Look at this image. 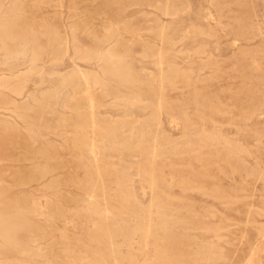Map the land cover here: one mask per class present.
Listing matches in <instances>:
<instances>
[{"label":"rangeland","instance_id":"rangeland-1","mask_svg":"<svg viewBox=\"0 0 264 264\" xmlns=\"http://www.w3.org/2000/svg\"><path fill=\"white\" fill-rule=\"evenodd\" d=\"M0 47V264H264V0H0Z\"/></svg>","mask_w":264,"mask_h":264},{"label":"bare ground","instance_id":"bare-ground-1","mask_svg":"<svg viewBox=\"0 0 264 264\" xmlns=\"http://www.w3.org/2000/svg\"><path fill=\"white\" fill-rule=\"evenodd\" d=\"M13 1V0H12ZM14 3H15V0H14ZM206 12V11H205ZM208 12V11H207ZM4 14V13H3ZM9 14H11V13H9ZM164 14H166V15H168V14H171V12L168 10V9H166L165 11H164ZM214 19V18H213ZM208 20V19H207ZM192 22V21H191ZM10 24V23H9ZM192 24V23H191ZM195 25V24H194ZM102 29H105V28H102ZM163 29V28H162ZM200 29V28H199ZM160 30V29H159ZM198 30V29H197ZM32 32V31H31ZM106 32V31H105ZM82 33V32H81ZM11 35V34H10ZM33 34H31V36H32ZM121 35V34H120ZM71 36V35H70ZM119 36V35H118ZM159 37V36H158ZM237 41V40H236ZM74 42V41H73ZM2 43V42H1ZM32 43V42H31ZM4 45V44H3ZM20 46V45H19ZM110 46H112V45H110ZM74 47V46H73ZM72 47V48H73ZM108 47V46H107ZM1 48H3V47H0V49ZM75 48V47H74ZM76 49V48H75ZM74 49V50H75ZM79 49V52H80V50H81V48H78ZM77 49V50H78ZM2 50V49H1ZM0 50V51H1ZM101 50V49H100ZM217 50V49H216ZM3 52H4V50H2ZM32 51V50H31ZM86 51V50H85ZM89 51V50H88ZM123 51V50H122ZM76 51H73V53H75ZM78 52V53H79ZM90 52H92V51H90ZM33 53V52H32ZM88 53V52H87ZM164 53V52H163ZM200 53V52H199ZM83 54V53H82ZM94 54V56L95 57H97V59L99 58L101 61H102V63L103 64H105V63H111V66H110V68H104V66L103 67H101L100 66V68L101 69H99V70H102V72L103 73H111V74H115V75H118L119 74V71H118V68H119V66L121 65V63H122V56L116 51V50H113V48H105V50H103V51H101V52H94L93 53ZM166 54V53H165ZM201 54V53H200ZM6 55V54H5ZM32 55H34V54H32ZM77 55V54H76ZM211 55V54H210ZM198 56V55H197ZM200 56H202V55H200ZM22 57V56H21ZM34 57V56H33ZM33 57H32V59H33ZM72 57V56H71ZM94 57V58H95ZM193 57V56H192ZM31 59V60H32ZM72 59V58H71ZM77 59H79V58H77ZM83 59V58H82ZM82 59L81 60H79V61H82ZM90 59V58H89ZM30 60V61H31ZM86 60V59H85ZM88 60V59H87ZM95 60V59H94ZM84 61V60H83ZM91 61V60H90ZM32 62H33V60H32ZM4 63V62H3ZM130 63V62H129ZM194 63V62H193ZM174 66V65H173ZM29 67V66H28ZM128 67V66H127ZM97 68H98V66H97ZM129 68H130V65H129ZM169 68V67H168ZM260 68V67H259ZM177 69V68H176ZM73 70V69H72ZM129 70V69H128ZM179 71V70H178ZM79 72V71H78ZM82 72H83V70H82ZM69 73V72H68ZM72 73H74V71L72 72ZM176 73V72H175ZM180 73H181V71H180ZM29 74V73H28ZM96 74V73H95ZM130 74V73H129ZM4 75V74H3ZM52 75V74H51ZM58 75V74H57ZM81 75V74H80ZM180 75V74H179ZM28 76V75H27ZM27 76H25V77H27ZM60 76V75H59ZM104 76V75H103ZM95 77V76H94ZM158 77V76H157ZM156 77V78H157ZM167 77V76H166ZM188 77H190V76H188ZM83 78V77H82ZM121 78V77H120ZM168 78V77H167ZM182 78V77H181ZM62 79V78H61ZM96 79H98V78H96ZM79 80V79H78ZM84 80H87V77H84ZM156 80V79H155ZM159 80V79H158ZM186 80V79H185ZM198 80V79H197ZM69 81V80H68ZM19 82V81H18ZM85 82H87V81H85ZM171 82V81H170ZM174 82V81H173ZM24 83V82H23ZM157 83V82H156ZM175 83V82H174ZM178 83V82H177ZM186 83H187V80H186ZM5 84H6V81L5 82H2L1 83V86H5ZM86 84V83H85ZM109 84V83H108ZM57 86V85H56ZM85 87H87L86 85H85ZM174 87V86H173ZM189 87V86H188ZM20 88H21V86L19 85V84H16L15 86H13V87H11L10 88V90L13 92V93H15V94H20ZM6 89V88H5ZM52 89V88H51ZM80 89H81V86H80ZM79 89V90H80ZM105 89V88H104ZM193 89H194V87H193ZM7 91H8V89H6ZM22 90H24V89H22ZM49 90V89H48ZM178 90V89H177ZM54 91V90H53ZM82 92V91H81ZM86 92H87V90H86ZM21 93H22V91H21ZM43 93V92H42ZM46 93H47V91H46ZM39 94V93H38ZM85 94V93H84ZM88 94H89V90H88ZM13 95V94H12ZM28 95V94H27ZM41 95V94H40ZM40 95H39V97H40ZM43 95V94H42ZM60 95H61V93H60ZM66 95V94H65ZM90 95V94H89ZM88 95V96H89ZM20 96V95H19ZM29 96V95H28ZM44 96H45V93H44ZM33 97V96H32ZM90 97V96H89ZM35 97H33V99H34ZM68 98H69V96H68ZM108 98V97H107ZM41 99V98H40ZM195 99V98H194ZM27 100V99H26ZM72 100V99H71ZM75 100V99H74ZM91 100V99H90ZM95 100V99H94ZM34 101V100H33ZM36 101H38L37 100V98H36ZM69 101V100H68ZM75 101H77V99L75 100ZM97 101V99L95 100V102ZM102 101H103V99H102ZM27 102V101H26ZM32 102V101H31ZM99 102V101H98ZM36 103H38V102H35V104ZM74 103V102H73ZM141 104V103H140ZM29 105V104H28ZM101 105V104H100ZM21 106V105H20ZM65 106V105H64ZM102 106V105H101ZM111 106V105H110ZM7 107V106H6ZM59 107V106H58ZM92 107V106H91ZM91 107H89V108H91ZM97 107H98V105H97ZM100 107V106H99ZM98 107V108H99ZM126 107V106H125ZM148 107V106H147ZM29 108V107H28ZM32 108V107H31ZM30 108V109H31ZM54 108V107H53ZM96 108V107H95ZM16 109V108H15ZM97 109V108H96ZM145 109V108H144ZM183 109V108H182ZM25 110H27V109H25ZM146 111V110H145ZM158 111V110H157ZM196 111V110H195ZM98 112V111H97ZM125 112V111H124ZM194 112V111H193ZM209 112V111H208ZM252 112V111H251ZM144 113V112H143ZM195 113V112H194ZM249 113H250V110H249ZM15 114V113H14ZM91 114V113H90ZM98 114H99V112H98ZM97 114V115H98ZM185 114V113H184ZM187 114V113H186ZM210 114V113H209ZM218 114V113H217ZM17 115V114H16ZM23 115V114H22ZM92 115V114H91ZM91 115H90V117H91ZM166 116V115H165ZM169 116V115H168ZM250 116H252L251 114H250ZM264 116V115H263ZM262 116V117H263ZM169 117H171V116H169ZM174 117V116H173ZM185 117V116H184ZM187 117H188V114H187ZM20 118V117H19ZM65 118V117H64ZM175 118V117H174ZM61 119V118H60ZM156 119H157V121H158V117L156 116ZM172 119V118H171ZM20 120V119H19ZM22 120V119H21ZM139 120V119H138ZM140 120H142V119H140ZM174 120V119H173ZM200 120V119H199ZM210 120V119H209ZM175 121H177V120H175ZM91 122H93V121H91ZM112 123H114V122H112ZM177 123H178V121H177ZM4 124V123H3ZM8 124H10V123H8ZM23 124V123H22ZM6 125V124H5ZM94 125V124H93ZM105 125V124H104ZM222 125V124H221ZM225 125V124H224ZM17 126V125H16ZM14 127V126H13ZM105 127V126H104ZM196 127V126H195ZM97 128V127H96ZM116 128V127H115ZM197 128H198V126H197ZM203 128V127H202ZM217 128V127H216ZM216 128H215V130H216ZM16 129V128H15ZM92 129V128H91ZM94 129V128H93ZM103 130H104V128H102ZM101 129V130H102ZM147 129V128H146ZM112 130V129H111ZM157 131V130H156ZM98 132H99V130H98ZM104 132V131H103ZM197 132H199V131H197ZM200 132H201V130H200ZM146 133V132H145ZM206 133V132H205ZM219 133V132H218ZM71 135V134H70ZM101 135V134H100ZM147 135V134H146ZM195 135H196V133H195ZM194 135V136H195ZM220 135V134H219ZM141 136V135H140ZM158 136V135H157ZM104 137V136H103ZM106 138V137H105ZM141 138V137H140ZM107 139V138H106ZM157 139V138H156ZM140 140V139H139ZM78 143L80 144V145H82V146H87L90 150H91V152H93L94 150H96V149H98V144L96 143V141L92 138V137H87V136H83V137H81L79 140H78ZM119 143V145H120V143L121 142H116V143H114V144H118ZM236 143V142H235ZM228 144V147L229 146H232V144L231 143H227ZM26 146V145H25ZM27 146H28V144H27ZM235 146V145H234ZM233 146V147H234ZM116 147V146H115ZM124 147V146H123ZM129 147V146H128ZM139 147V146H138ZM236 147H237V145H236ZM108 148V147H107ZM99 149H101V148H99ZM106 148H104V150H105ZM114 149H116V148H114ZM191 149V148H190ZM53 150V149H52ZM107 150V149H106ZM125 150V149H124ZM148 151V150H147ZM96 152H97V150H96ZM100 152H103V151H100ZM238 152V151H237ZM98 153V152H97ZM101 155V154H100ZM195 155V154H194ZM198 155V154H197ZM34 160V159H33ZM46 166V165H45ZM62 166V165H61ZM107 167H108V165H107ZM129 167V166H128ZM205 167V166H204ZM57 168V167H56ZM46 169V168H45ZM48 170V169H47ZM138 170V169H137ZM141 170V169H140ZM14 172H16V170L14 171ZM22 171H20V173H21ZM14 174V173H13ZM16 174V173H15ZM14 174V175H15ZM24 174V173H23ZM21 175H22V173H21ZM129 175V174H128ZM23 176V175H22ZM138 176V175H137ZM18 177V176H17ZM29 177V176H28ZM54 177V176H53ZM22 178V177H21ZM26 179H27V177H25ZM46 178V177H45ZM148 178H149V176H148ZM17 179H19V178H17ZM24 179V178H23ZM37 179V178H36ZM101 179V178H100ZM30 180H32V179H30ZM120 180V179H119ZM20 181V180H19ZM25 181V180H24ZM23 180H22V184H24L25 182H24ZM152 182H154V181H152ZM142 183V182H141ZM151 184V183H150ZM117 185H119V184H117ZM103 186V185H102ZM149 186V185H148ZM151 187V186H150ZM2 188H4V187H2ZM1 188V189H2ZM149 188V187H148ZM103 190V189H102ZM148 190V189H147ZM204 190V189H203ZM131 191V190H130ZM152 194V193H151ZM122 195H123V200H129V198H130V196H131V193L130 192H128V191H125L124 193H123V191H122ZM41 197V196H40ZM94 198V195L93 194H90L89 195V199H88V202L86 203V206L84 207V210L86 211V213L87 214H99V213H101V214H107V210L105 209L104 211H102V212H100V211H98L97 210V205H95L91 200ZM168 198V197H167ZM183 198V197H182ZM236 198V197H235ZM3 200V199H2ZM52 201V200H51ZM135 201V200H134ZM133 201V202H134ZM150 202V201H149ZM125 203V202H124ZM4 205V204H3ZM128 205V204H127ZM188 205V204H187ZM48 206V205H47ZM150 207V206H149ZM174 208V207H173ZM57 209V208H56ZM55 209V210H56ZM54 210V209H53ZM54 212H57V211H54ZM149 212V211H148ZM34 213V212H33ZM52 213V212H51ZM16 214V213H15ZM58 214V213H57ZM151 214V213H150ZM182 214V213H181ZM191 214H193V213H191ZM42 215V214H41ZM45 215H47V214H45ZM144 215V214H143ZM159 215V214H158ZM40 216V215H39ZM43 216V215H42ZM41 216V217H42ZM37 217V216H36ZM149 217V216H148ZM170 217V216H169ZM171 217H173V216H171ZM48 218V217H47ZM22 219V218H21ZM54 219V218H53ZM56 219V218H55ZM143 219V218H142ZM49 220H50V218H49ZM49 220H47L48 222H49ZM156 220V219H155ZM172 220V219H171ZM44 222H46V221H44ZM151 222V221H150ZM237 223V222H236ZM11 224V223H10ZM50 224V223H49ZM183 224V223H182ZM51 225V224H50ZM173 225V224H172ZM135 227V226H134ZM30 228V227H29ZM134 229V228H133ZM4 230V229H3ZM134 230H136V229H134ZM147 230L148 229H146V232H147ZM1 231V230H0ZM131 231H133V230H131ZM143 231V230H142ZM211 231V230H210ZM164 232V231H163ZM5 233V232H4ZM2 234V233H1ZM37 234V233H36ZM4 235V234H3ZM2 235V236H3ZM1 236V235H0ZM6 236H8V235H6ZM54 236V235H53ZM133 237H135V236H133ZM1 238V237H0ZM6 238V237H5ZM35 238V237H34ZM37 238V237H36ZM48 238V237H47ZM2 239V238H1ZM43 239V238H42ZM4 240V239H3ZM6 240V239H5ZM12 240V239H11ZM37 240V239H36ZM2 241V240H1ZM13 241V240H12ZM131 242V241H130ZM157 243V242H156ZM1 245V244H0ZM112 245V244H111ZM168 245V244H167ZM262 247V246H261ZM149 248H151V246H149ZM152 248H154L153 246H152ZM59 249V248H58ZM211 250V249H210ZM113 251V250H112ZM252 251V250H251ZM155 252V251H154ZM40 253H41V251H40ZM57 253V252H56ZM115 253V252H114ZM156 253V252H155ZM252 253V252H251ZM112 254V253H111ZM140 254V253H139ZM186 254V253H185ZM195 254V253H194ZM261 254V253H260ZM113 255V254H112ZM141 255H142V253H141ZM143 255H145V253L143 254ZM188 255V254H187ZM260 257V256H259ZM120 258V257H119ZM117 259V258H116ZM175 259V258H174ZM115 260V259H114ZM143 260V259H142ZM151 260H152V258H151ZM258 260V259H257ZM86 262V261H85ZM114 263H115V261H114ZM253 263V262H252ZM171 264V263H170ZM182 264V263H181Z\"/></svg>","mask_w":264,"mask_h":264}]
</instances>
